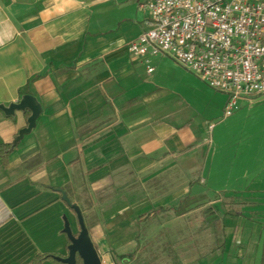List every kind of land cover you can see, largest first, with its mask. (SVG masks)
I'll return each instance as SVG.
<instances>
[{"label": "crops", "instance_id": "0c3cea01", "mask_svg": "<svg viewBox=\"0 0 264 264\" xmlns=\"http://www.w3.org/2000/svg\"><path fill=\"white\" fill-rule=\"evenodd\" d=\"M141 1L0 0V104L41 107L0 163V264L65 259L73 207L101 264H264V149L222 144L224 94L128 53ZM29 115L0 112V142Z\"/></svg>", "mask_w": 264, "mask_h": 264}, {"label": "built area", "instance_id": "2783aa9c", "mask_svg": "<svg viewBox=\"0 0 264 264\" xmlns=\"http://www.w3.org/2000/svg\"><path fill=\"white\" fill-rule=\"evenodd\" d=\"M148 25L128 53L165 56L226 96L223 117L239 101L264 94V0H142Z\"/></svg>", "mask_w": 264, "mask_h": 264}, {"label": "rangeland", "instance_id": "374dc122", "mask_svg": "<svg viewBox=\"0 0 264 264\" xmlns=\"http://www.w3.org/2000/svg\"><path fill=\"white\" fill-rule=\"evenodd\" d=\"M210 122L223 134L222 144L226 147L243 149L248 146L252 150L263 147L261 151L264 149V94L239 101L238 109L232 115L223 117V113H219Z\"/></svg>", "mask_w": 264, "mask_h": 264}, {"label": "water", "instance_id": "95a60500", "mask_svg": "<svg viewBox=\"0 0 264 264\" xmlns=\"http://www.w3.org/2000/svg\"><path fill=\"white\" fill-rule=\"evenodd\" d=\"M17 111H29L30 115L27 118L26 127L18 131V134L13 141V145H16L24 135L29 134L34 128L35 121L41 112V107L36 98L28 94L22 95L19 101L10 103L7 106L0 104V112L6 116H13ZM64 200L68 203L66 198H64ZM73 209L78 218L80 233L77 237H74L68 230H66L70 245L68 246V255L63 259V262L66 264H75L76 256H78L81 259L82 264H101L96 250L87 238L86 229L79 212L75 207H73Z\"/></svg>", "mask_w": 264, "mask_h": 264}, {"label": "trees", "instance_id": "16d2710c", "mask_svg": "<svg viewBox=\"0 0 264 264\" xmlns=\"http://www.w3.org/2000/svg\"><path fill=\"white\" fill-rule=\"evenodd\" d=\"M13 147H14L13 144H5V143L0 142V163L2 166L6 163L7 156L13 150ZM46 259L52 260V261H55L61 264L64 263L63 262L64 258L60 256L44 255V256L36 258L34 260V264H38L40 261L46 260ZM75 264H82V261L78 256H76Z\"/></svg>", "mask_w": 264, "mask_h": 264}]
</instances>
